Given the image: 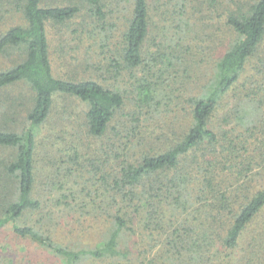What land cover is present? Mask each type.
Instances as JSON below:
<instances>
[{
    "label": "trees",
    "instance_id": "trees-1",
    "mask_svg": "<svg viewBox=\"0 0 264 264\" xmlns=\"http://www.w3.org/2000/svg\"><path fill=\"white\" fill-rule=\"evenodd\" d=\"M6 1L11 9L4 5L2 13H21L23 19L0 28V54L18 50L22 60L0 71V90L25 84L31 104L28 129L0 131V148L18 149L16 161L7 167L16 195L0 218V229L11 225L17 236L31 239L64 264H232L227 262L231 253L221 251H235L255 227L247 247L250 258L243 264H264V0H127L130 12L123 26L105 0L68 5ZM84 12L94 20L97 35L104 34L98 70L113 80L130 78L135 105V98L119 88L77 73L69 79L55 76L48 27L70 24ZM192 13L210 23V39L221 43L211 57L207 85L167 103L166 92L178 78L172 73L180 67L179 32ZM83 32L75 33L82 37ZM57 96L87 105L85 126L88 135L102 141V164H117L120 149L125 156L118 169L101 176L113 193L109 207L116 213L104 216L107 225L100 211L101 223L91 226L98 229L95 242L77 249L19 224L26 213L41 208L34 197L36 132L50 120ZM170 105L189 120L180 134L173 133L176 141L154 145L142 123ZM80 157L75 152L73 160Z\"/></svg>",
    "mask_w": 264,
    "mask_h": 264
},
{
    "label": "rangeland",
    "instance_id": "rangeland-1",
    "mask_svg": "<svg viewBox=\"0 0 264 264\" xmlns=\"http://www.w3.org/2000/svg\"><path fill=\"white\" fill-rule=\"evenodd\" d=\"M52 1L54 4L68 5V2L75 0ZM105 1L115 10L114 18H120L117 25L123 26L130 12L127 8V0ZM6 3V0L0 1V16L3 15L0 28L3 27V29L18 25L23 19L21 13L3 14L4 5L7 11L11 9ZM60 4L58 6H64ZM83 14L70 24L48 27L55 76L69 79L77 73L79 78L92 79L105 87L126 91L125 95L135 98L131 103L138 102L136 94L133 93L130 78L126 76L113 80L98 70L101 58L96 55L100 53V39L103 40L104 34L99 32L98 36L94 20L87 12ZM194 14L187 17L190 19L189 25L179 32V36L182 37L179 40L182 46H177L176 62L180 69L178 68V73L176 71L172 73L174 76L178 74V78L172 83V89L166 92L167 103L177 102L178 99L182 101L191 94V91L195 94L207 85L212 73L211 57L217 53V47L221 42H212L210 37L214 33L210 23L203 22L202 16L198 13L196 18L193 17ZM78 30L84 31L81 33L82 37L75 33ZM219 35L221 36L222 33L220 32ZM149 47L153 52L155 51L151 42L148 43ZM21 60L18 50L10 49L6 54H0V71L13 67ZM30 99L31 92L25 84L0 90V131L21 134L23 130L29 128L26 117L30 109ZM133 109L134 106H131V110ZM87 110L85 103L70 97L57 96L50 120L36 132L34 197L40 201L41 208L38 211L26 213L19 223L22 226L40 229L60 245L70 249L85 247L95 242L94 234L98 232V229H91V226L96 223L99 226L101 223L98 218L102 216L100 211L103 212V217L110 211L116 213L114 208L109 207V204L113 202L111 200L113 193L109 185L101 180V176L106 173L111 174L112 169H118V165L121 166L125 160L123 151L120 149L117 164L110 162L106 165L100 162V157L105 158L100 148L103 144L101 140L87 133L85 126ZM128 111L130 107L126 109V113ZM146 118L141 130H147L149 132L147 134H151V142L154 145L176 141L177 137L173 136V133L180 134L184 128L185 119L189 120V116L186 117L183 111L180 112L172 105ZM121 120L128 121V118L125 114H121ZM136 151L140 150L136 149ZM75 152L81 155L76 162L73 160ZM17 155L16 148H0V218L5 217L7 204L15 199L16 182L7 173V167L16 161ZM95 174L98 175L96 179ZM89 212L92 214L90 215ZM208 215L213 216L209 213ZM104 219L109 225L110 221L105 217ZM257 230L251 227L235 251H221V254L230 255L231 253L232 261L228 258L227 262L230 261L232 264L247 262L250 258L247 247L249 242H252L253 233ZM261 258L260 256L258 259L261 261ZM0 264H64V262L31 239L17 236L12 226L8 225L0 229ZM81 264L116 263L86 261Z\"/></svg>",
    "mask_w": 264,
    "mask_h": 264
}]
</instances>
